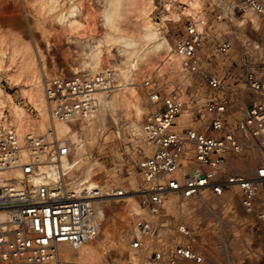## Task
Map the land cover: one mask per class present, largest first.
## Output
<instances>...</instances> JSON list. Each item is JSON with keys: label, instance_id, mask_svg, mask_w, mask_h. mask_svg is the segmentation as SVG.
I'll return each mask as SVG.
<instances>
[{"label": "built area", "instance_id": "built-area-1", "mask_svg": "<svg viewBox=\"0 0 264 264\" xmlns=\"http://www.w3.org/2000/svg\"><path fill=\"white\" fill-rule=\"evenodd\" d=\"M204 11V31L187 20L184 34L175 40V49L189 63L193 77L201 69L204 72L203 90L190 86L188 102L177 91L167 93L166 83L158 81L148 93L158 108L144 122L150 152L136 164L141 184L132 193L146 213L138 215L129 232L131 250L148 253L147 264H205L207 260L210 245L205 240L210 232L197 231L180 218L175 225L156 226L154 216L168 213L170 196L178 198L176 206L186 203L193 212L203 213L212 207L208 202L232 193L264 228V61L255 62L243 53L229 81L216 69L220 63L233 66L230 57L239 44L233 21L241 19L247 22L245 29L254 28L253 18L264 19V0H205ZM220 23L231 28L215 31ZM109 85L103 76L90 78L86 72H75L52 79L46 95L57 118L78 125L81 122L72 121L87 119L98 109L93 93ZM145 85L152 82L148 79ZM187 108L194 111L193 122L176 127L177 117ZM49 134L56 136L52 129L27 134L23 144L16 125L0 128V264H61L59 245L68 243L78 249L94 238L102 224L101 204L128 194L119 185L105 192L74 187L75 177L64 171L57 180L36 185L40 164L59 162L56 138L52 142ZM252 149L258 154L254 174L230 168L231 158ZM228 204L232 203L226 200L224 207ZM151 236L157 240L155 245L146 241Z\"/></svg>", "mask_w": 264, "mask_h": 264}, {"label": "bare ground", "instance_id": "bare-ground-1", "mask_svg": "<svg viewBox=\"0 0 264 264\" xmlns=\"http://www.w3.org/2000/svg\"><path fill=\"white\" fill-rule=\"evenodd\" d=\"M84 1L23 0L21 4L27 19H31L34 27L41 31L48 53L54 47L58 48L64 61L70 66L71 73L63 71L56 65L51 69L42 49L43 55L39 52L40 56H38L34 43L12 41L0 30V72L5 73L10 84L19 88L20 95L25 99L24 104L18 103L14 96L5 91L0 84V128L16 125L23 144L27 134L40 135L48 133L51 129L55 132L56 136L49 134V139L53 142L56 138L60 151L59 162L40 164L34 176L36 185L57 180L64 171L65 174L70 173L69 176L75 177L72 180L74 187L84 185L89 189L99 188L105 192L111 186L95 179V176L103 171L104 165L90 151V139L95 133L98 136L106 134L109 129V122H106L108 117L112 121L110 123L118 129L117 133H120L119 121L133 115L135 117L133 124L142 146L150 148L143 126L158 108V104L151 103L148 98L154 83L164 81L167 93L177 91L181 98L187 101L186 90L193 81L190 78L189 63L176 51L167 32H161L151 18L150 0H105L94 12L96 20L88 29L87 36L77 42L64 41L63 36L56 32L57 21L67 14H69L67 17L72 18L69 20H75V11L80 10ZM178 1L181 5L170 11L169 18L173 21L192 20L197 24L198 30L203 32L205 29L203 21L206 17L205 0ZM253 21L255 25H258L256 18H253ZM246 23L239 21L237 25L243 26ZM75 72H86L90 78L103 76L108 78L110 83V88L105 89L100 86L93 93L98 109L91 117L83 119L80 123V125L86 123L93 125L85 134L86 140L77 128H73L77 125L56 117L53 111L54 105L46 95V86L52 79L71 77ZM148 79L152 82L151 86L145 85ZM140 101L147 103V106H140ZM25 104L30 105L37 112L38 117L34 116ZM188 110L192 109H184L177 117L176 127L182 128L190 118L189 123L193 122L194 114L191 116L187 113ZM96 116H99L103 122L97 125L93 122H84ZM81 129H84V126ZM25 156L28 157V152H25ZM257 156L254 149L249 150L243 156L231 158L230 168L242 174L252 175L255 172ZM127 192L128 194L122 198L108 199L101 204L102 221H104L101 224L100 233L94 238L78 249H74L68 243L59 245L61 264H102L106 249L97 252L94 244L104 236L109 217L124 214L135 220L138 215L146 213L139 205L138 199L130 195L128 190ZM228 195L232 193H227L224 198ZM175 203L173 197L168 200L169 212L175 207ZM186 206L189 208L187 204ZM172 214L169 215V220ZM178 215L181 216V213ZM159 217V215L154 216L155 223L158 222ZM146 241L154 245L157 242L153 236L148 237ZM73 249L79 251L75 253ZM132 251L127 261L137 262L135 253L138 254V252ZM141 253L144 254V252ZM112 262L120 261L113 260L104 264ZM121 263L125 262L121 261Z\"/></svg>", "mask_w": 264, "mask_h": 264}, {"label": "rangeland", "instance_id": "rangeland-1", "mask_svg": "<svg viewBox=\"0 0 264 264\" xmlns=\"http://www.w3.org/2000/svg\"><path fill=\"white\" fill-rule=\"evenodd\" d=\"M150 1L152 5L150 12L151 18L154 23L159 26L161 32H167L169 40L175 46L176 38L185 32L187 19L173 21L169 18V15L170 11L178 8L181 3L178 0ZM104 2L105 0H85L79 8L80 10L75 11V20H69L72 18L67 17L69 15L67 14L64 18H60L57 21L56 32L63 36L64 41L77 42L85 38L88 34V29L93 26L96 20L94 12H96L97 7ZM21 4H23V0H0V30L2 33H5L12 41L34 43V46L36 45V55L40 56V54L44 52L43 54L47 56V63L51 69L56 65L58 68L61 67L60 69H63V71L66 70L67 73H71L70 66L64 61L62 53L58 48L54 47L53 50L48 53L41 31L34 27L31 19H27V15ZM239 21L242 20H234V23H232L233 26H231L238 31L237 36L239 42L230 57L233 66H223V63H220L216 67L223 75L225 81L230 80V73L237 71L239 67L238 60L243 53L252 56L255 62L264 61V19L262 22L257 20L259 22L258 25L254 23V28L251 27L247 29H245L244 25H237ZM227 25L228 24L220 23L216 25L217 29L215 31L229 30L231 27ZM225 61L227 62V60ZM220 62L223 61L220 60ZM204 77L205 75L202 69L197 71L194 77L191 71L190 78L193 84L190 86L203 90L205 86ZM162 83H164V81H162ZM0 84L5 91L14 96L18 103H25V99L20 95L19 88L8 82L4 72H0ZM242 87L243 92H246V87L243 85ZM188 89L186 90V94L187 101L189 102ZM25 105L34 116L38 117L37 112L30 105ZM140 106L146 107L147 103L140 101ZM5 113H7V111ZM187 113L193 116L194 111L188 110ZM237 115H242V113L240 112V114ZM134 119L135 117L131 115L120 120V133H117L118 129L110 123L112 121L108 117L106 122H109V129L103 136H98V134L95 133L93 138L90 139L89 149L94 157L100 160L104 165L103 171H100L99 174L95 176V179L105 183L107 186H122L129 191L130 195L136 197L132 194L134 191L130 190H138L141 184L140 176L136 170V164L142 156L149 154L150 148H144L142 146L141 139L137 135L136 128L133 124ZM190 121L191 118L188 120V123ZM78 122H82V120ZM84 122H93L94 125H97L103 121L99 116H96L92 120H86ZM82 126H84V129H81ZM92 126L93 125L86 123L84 125L78 124L73 128H77L86 140L85 134L87 131H90ZM171 197L177 202V197L170 196L169 199ZM136 199L138 198L136 197ZM226 200L230 201L232 204H228L224 207ZM208 203V206L212 207L203 213L198 211L193 212L192 210L188 211L189 208L186 206V203H184L182 207L175 205L171 212L168 211L167 214L160 215L156 225L159 226L163 223L168 224L169 222L175 225V223L178 222L176 218H180L183 221L186 220L189 222L197 231L199 228L202 232H210L206 234L205 240V243L210 245L208 247L209 251L206 252L207 260L205 264H264V247L262 246L264 228L255 214L247 212L241 205L239 197L234 194L226 196L224 200L215 199ZM180 209L182 211H178ZM171 213L176 215V217L172 218V221L171 218L170 220L168 219ZM178 213H181V216H179ZM133 221L132 218H128L124 214L109 217L106 223L104 236L94 244V249L97 252H102L106 249L102 264L113 260L120 262H126L127 259L129 260L132 251L129 247V232L133 225ZM230 232L233 234H231L232 237L229 235ZM232 241H235V243ZM74 251L77 253L79 250ZM146 254V252H144V254L141 252H138V254L135 253L137 257L136 261L141 264H147ZM187 264L193 263L189 262Z\"/></svg>", "mask_w": 264, "mask_h": 264}, {"label": "crops", "instance_id": "crops-1", "mask_svg": "<svg viewBox=\"0 0 264 264\" xmlns=\"http://www.w3.org/2000/svg\"><path fill=\"white\" fill-rule=\"evenodd\" d=\"M231 234H232V232L229 233L230 237H232V235H233V234L232 235ZM232 242L235 243V241H232ZM262 242H263L262 246L264 247V238L262 239ZM187 263H189V262H186L184 264H187ZM248 264H254V263H248Z\"/></svg>", "mask_w": 264, "mask_h": 264}]
</instances>
